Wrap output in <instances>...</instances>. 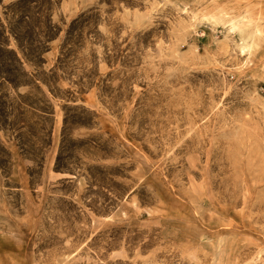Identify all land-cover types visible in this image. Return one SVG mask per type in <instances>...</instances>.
Wrapping results in <instances>:
<instances>
[{"label": "rangeland", "instance_id": "rangeland-1", "mask_svg": "<svg viewBox=\"0 0 264 264\" xmlns=\"http://www.w3.org/2000/svg\"><path fill=\"white\" fill-rule=\"evenodd\" d=\"M0 113V264H264V0H0Z\"/></svg>", "mask_w": 264, "mask_h": 264}, {"label": "trees", "instance_id": "trees-1", "mask_svg": "<svg viewBox=\"0 0 264 264\" xmlns=\"http://www.w3.org/2000/svg\"><path fill=\"white\" fill-rule=\"evenodd\" d=\"M13 57H14V62L20 63V60H19L17 54L14 53ZM30 58L35 60V61L37 59V57H30ZM8 78H9V81H11V83H13L15 86H17L19 84V81H17V79L15 77L9 76ZM13 126H14L13 124H8L6 119H3L2 114L0 113V128H4L5 130H7V129L14 130ZM57 169L58 170L61 169L58 166V164H57Z\"/></svg>", "mask_w": 264, "mask_h": 264}]
</instances>
